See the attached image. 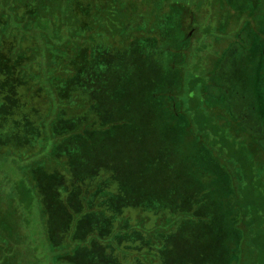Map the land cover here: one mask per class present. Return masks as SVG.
<instances>
[{
    "label": "trees",
    "instance_id": "16d2710c",
    "mask_svg": "<svg viewBox=\"0 0 264 264\" xmlns=\"http://www.w3.org/2000/svg\"><path fill=\"white\" fill-rule=\"evenodd\" d=\"M246 1L254 6L251 9L243 7L242 12L247 15L244 25L247 24V27L254 29L255 22L252 19L255 18L257 21L256 14L259 13L255 11L259 0H238V4L242 6ZM0 2L2 7L7 6L8 9L17 5L13 8V13H9L10 16H0V92L6 95L5 101L0 100V107L3 110L1 112L5 116L4 128L0 123V193L5 195L3 200L0 199V207L6 206L1 209L2 212L0 210V264H38L36 257L39 254L51 257L48 261L50 264H122L123 261H128L127 258L131 262L135 261V264H251V261L246 260L250 247L253 252L254 250L256 252V255H253L257 257L255 264H261L262 261L259 259L264 257V195L259 197L255 191L251 190L247 180L249 178L247 170H254L258 164L264 170V135H257L246 130L239 119L232 114L229 122L222 111L228 102L220 101L225 98L206 95L209 76L211 77L218 70L229 48L241 42L240 37L244 28L236 32L228 30L227 34L219 29L215 38L216 45L209 40L200 41L201 44L197 43L196 37L199 33L197 29L183 28L184 17L188 16L191 10L185 7L186 10L181 18V28L186 32L182 34V43H179L183 55L176 61L174 53V55L171 52L168 54L171 56L165 64L170 70L168 85L166 83L162 87L164 89L160 88L161 92L156 90L152 94L153 115L156 123H152L153 126L150 129L157 132L158 136L163 137V141L167 143L172 142L174 138V148L182 147L184 151L190 153L189 157L185 158L189 159V163L194 161L190 158H199L202 161L204 157V162L208 163L207 166L213 160L223 164L222 160L225 157L237 161L236 158L240 159L243 154L241 164L237 161L232 171L226 168L229 173H223L217 179L218 182H224L227 188L233 189L230 196L226 197V194L223 196L226 198L220 205L221 210L226 212L223 218L227 223L225 225L234 229L231 230L235 236L234 247L238 248L239 253L241 252V258L233 259L234 247L229 246V261L217 256L215 260L206 263L187 259L184 262L179 261L174 252L177 248L176 243L179 242L176 235L178 236L181 231L183 237L190 226L194 228L193 217L194 220L196 216L201 217V220L205 221V226H209L210 223L212 214L209 212L210 205L207 199L202 197L208 192L206 181L199 182L200 186H197L199 191L190 195V198L184 201H181L183 199L181 196L178 199L173 198L172 204L177 201L179 206L185 205L183 211H175L177 215H174L170 208L172 205L162 206V202L142 200L146 190L145 182L141 179L138 180L139 183L136 177V181H130L120 175L115 176L110 183L108 181V185L105 180H97L98 176L92 175L95 165L91 172L77 171L81 166V162L77 160L80 153L86 160L85 149L82 146L88 144V138L94 134L108 133L109 130H113L111 123L115 119L113 115L118 102L114 99L110 105L99 108V89L95 85V79H90L91 84L88 81L85 85V88H88L86 95L89 101L84 107L81 105L79 107L76 105L75 98L79 93H74V100H66L72 97V91L78 92L73 89L77 82L73 79L67 82L62 78V74H66L65 69L54 77L56 70L53 68L62 66L57 63L63 60L59 58V55L66 49V43L73 38L71 45L76 52L85 46V43L77 41L84 33L83 27L79 25L81 24L79 18L68 25L75 26L71 32L67 31L64 22L60 19L58 21L47 18L48 24L42 25L40 19L35 26V29L39 27L40 30L37 38H33L35 36H31L32 34L21 35L14 26L18 22L26 29H30L34 17L46 18L44 11L47 8V0L37 2L39 4L28 0H11L10 5L7 0ZM25 8L29 11L26 12ZM21 11L24 12L21 13ZM107 14L108 11L104 13L106 16ZM97 27L100 28L99 25ZM207 27L204 32L209 35L211 27L210 25ZM112 28L102 32L104 41L110 38L114 40L113 45L116 46L117 40L127 38V34L123 28L119 30ZM155 30L156 33H152L153 36L149 31L146 33L137 31L139 36H136L132 43L138 39H146L148 41L146 49H151L153 43L158 46V52H160L161 46L156 42L160 29ZM66 31L68 33H65ZM229 33L232 35H230L229 43L223 42L220 45ZM141 34L148 38H139ZM103 42L101 43L106 45ZM193 44L196 46L200 44L201 48L194 50ZM39 45V50H46L44 55L39 56L38 49L34 48ZM204 50L210 52L207 59L215 66L204 63ZM190 52H192L191 55H187ZM87 56L89 57V54ZM32 60L36 61L32 62ZM77 60L76 67L85 61L81 57ZM25 64L28 65L25 68L28 74L23 69ZM69 66L76 71L74 60ZM192 69L195 76L189 80L185 73ZM53 74L55 75L51 76ZM187 79L189 82L186 81ZM185 84L188 85V89L184 87ZM22 86H26L31 93L38 90L47 95L50 109L43 127L39 126L40 123H35L33 127L32 120H22L30 112L22 116L17 114L12 116L15 112L11 113L10 108H13L11 105H18V102L13 100V93ZM196 87H201L200 94L193 93L197 92ZM82 94L80 96H83ZM64 111H67L66 119ZM22 123L31 127H25V130L17 132L16 125L20 126ZM61 123L71 125L68 128L62 127ZM10 128L14 133L8 132ZM26 136L31 137L34 143L32 146L36 149L29 153L15 151L17 148L22 149V146H27L29 140L24 138ZM180 139L184 143L180 144ZM148 144L149 141H147ZM121 153L124 154V147L119 143L115 146V164ZM185 159L181 161L175 158V162L171 160V163L176 166L174 168L167 161L162 160L160 173L169 175L179 172L178 169L183 168L179 167L180 163ZM90 160L91 156L86 161ZM146 160H148L147 157ZM66 162L70 169L67 168V178L58 180V188L42 185L41 181L33 175L55 171L60 173L62 165ZM102 163H104L103 160ZM118 166L123 165L118 164ZM241 171L244 172L243 175H240ZM113 172L111 173H119L117 168ZM258 180L264 182V177ZM106 184L107 189L104 188ZM186 184L187 187L188 184L191 186L190 183ZM115 187L117 189L113 190ZM227 188L224 190L226 191ZM175 191L176 186L172 188L170 195L177 196ZM147 208L156 211V221L145 215L144 211ZM126 209L140 211L135 223H130L129 215H125ZM152 220L153 224L150 226ZM238 239L240 246L237 244ZM135 241L141 244L138 243L140 246L137 252H133L132 245H128L136 243Z\"/></svg>",
    "mask_w": 264,
    "mask_h": 264
},
{
    "label": "rangeland",
    "instance_id": "374dc122",
    "mask_svg": "<svg viewBox=\"0 0 264 264\" xmlns=\"http://www.w3.org/2000/svg\"><path fill=\"white\" fill-rule=\"evenodd\" d=\"M7 1H9L8 5H10L11 0ZM28 1H34L35 4L41 3V0ZM251 4L249 1H246L241 6L238 4V0H93V4H91V0H47V8L44 11L46 15L44 17L46 18H41L42 16L34 17L31 21L30 29H26L23 24L18 22L14 26L21 35L32 34L31 36H35L33 38H37L40 29L39 27L35 29V26H37L36 23L40 19L42 21L41 25L43 23L48 24L46 22L52 18L58 21L60 19L64 22L67 31L71 32L75 26L68 25H71V21L75 22L76 18H79L81 23L79 25L83 27L84 33H82L81 39L78 38L77 41L85 43V46L76 52L75 48L71 45V40H73L71 38L66 43V49L59 55V58L63 60L61 63H57V65L62 66H55L53 69L56 70V75L53 74L51 76L55 75L54 77H57L59 72L65 69V75L61 72L62 78L67 82L73 80L77 82L76 87L73 89H76L78 92L72 91L73 98L68 97L66 100H74V93H79L75 97L77 99L76 105L79 107L80 105L84 107L89 101L87 99L88 95H86L88 88H85V85H87L90 79H95V85L99 89V108L110 105L114 99L116 100L115 102H118L115 106L117 109L113 115L115 119L111 123L113 130H109L108 133L101 132L94 134L88 138V144H84L82 147L85 149L86 160L90 156L91 160H84L80 153L77 160L81 162V166L77 171L91 172V169L95 165L92 175H95V177L97 175V180L103 179L108 185L115 176L120 175L130 181H136L135 177L137 181L141 179L145 182L146 190V195H143L142 200L145 202H162V206L172 205L170 208H172L171 212L174 215H177L175 211H183L185 205L179 206L177 201L172 204L173 198L177 197L178 199L181 196L183 197L181 201L190 198V195L199 191L197 189V186H200L199 182L206 181V191L208 192L202 197L207 199L210 205L209 212H212L209 226H205V221L201 220V217L196 216V220H194V217L192 218L195 223L194 228L190 226V229L183 236L184 238L181 236V231L178 236L176 235L179 242L176 243L177 248L174 249V252L177 254L179 261L193 260L199 263H206L215 260L217 256L223 257L225 261H229V246H235L233 242L235 236L233 235V231H231L234 229L231 226L228 228L225 225L227 223L223 218L226 212L221 210L220 203H223L224 198L231 195L233 189L231 187L227 188L224 182H218L217 179L223 173H229L226 168L232 171L237 161L241 164L243 154L240 159L236 158L237 161L225 157L222 161L224 162L223 164L227 165L226 167L218 160L209 162L210 165L207 166L208 163L204 162V157L202 161L199 158H197L198 160L190 158L194 161H192L193 163H189V159L185 158L189 157L190 153L184 151L185 149L182 147L174 148V138L172 142L168 141L169 143H167L163 141V137L158 136L157 132L150 129L153 126L152 123H156L153 115L154 104H152V94L156 90L157 92H161L164 89L162 87L166 83L168 85L170 70L165 65L171 57L168 54L170 52L174 53L176 61L181 58L183 54L181 53L179 43H182L183 39L181 37L187 28L197 29L199 32L196 37L197 43L201 44V42L209 40L215 45V38L217 37L216 34L219 33V29L221 31L224 30L227 34L228 30L236 32L238 29L244 28L243 34L240 37L241 42L233 44L229 48L218 70L211 77L209 76V86H207L208 92L206 95L222 96L226 99L220 101L228 102V105L222 111L229 122V117L232 114L235 118L239 119L246 130L257 135H264V0H259L257 3V10L255 11L259 13L256 14L258 15L256 17L257 21L252 17V20L255 22L254 29L247 27V24L246 26L244 25L247 15L242 12L243 7L251 9L254 6V4ZM257 4L255 3V5ZM185 7L191 10L188 12V16L185 15L184 17L183 28L185 30L183 31L181 28V18L183 12L186 10ZM13 8L2 7L0 2V16H10L13 13ZM25 11L28 12L29 9L25 8ZM107 11L108 14L106 16L104 13ZM23 12L21 11V13ZM199 21L200 23L198 24ZM209 25L211 27V34L208 35L204 30ZM110 27H113L112 29L114 30L123 28L125 34H127V38L117 40L118 45L116 46L113 45L114 40L110 38L104 41L102 31L105 32ZM157 28L160 29L156 41L161 46L160 49L162 50L160 52H158V46L153 43L151 44V49H146L148 47L146 39H138L135 43H132L135 41V37L139 36L138 32L146 33L149 31L152 35V33H156L155 29ZM257 28L259 29L257 30ZM67 31L65 33H68ZM230 35V33L226 35L225 40L221 41L220 45L223 42L229 43L232 36ZM102 37L104 42L101 41ZM141 37H145V35L141 34L139 38ZM99 39L106 45L102 44ZM195 44H193L194 50L201 48L199 47L200 44L198 46ZM39 47L40 45L34 48L38 49L39 56L44 55L46 50H39ZM165 49L166 51H164ZM191 53L187 55H191ZM87 54H89V57ZM203 55L204 63L207 62L206 64L215 66L214 63L207 59L210 52L204 50ZM80 57L81 59H85V61L76 67L77 59ZM73 60L76 71L72 66H69ZM34 61L36 60H32V62ZM27 66L25 64L23 69L25 70ZM192 66L195 67L194 64ZM74 75L75 77L73 78ZM185 75L189 80L195 76L193 69L190 72L186 71ZM188 79L186 80L187 82H189ZM44 85H47V83H44ZM82 85H84V88H82ZM187 86V84L184 85L186 89H188ZM195 91L197 92H193L194 94H200L202 92L201 87H196ZM1 92L0 100L5 101L6 95L1 94ZM13 94V100L18 102V105H11L13 107L10 108L11 113L15 112L12 116H16V114L22 116L30 112L22 120L29 119L30 121L32 120L31 125L33 127H35V123H40L39 126L43 127V122L46 121L45 117L49 114L50 109L47 95L43 91L38 90L31 93L26 86L17 88ZM81 94L83 96H80ZM1 111L3 110L0 107V123L2 128H4L3 119L5 116H3V112ZM64 115L66 119L67 111H64ZM61 125L68 128L71 124L65 125V123H61ZM16 126L17 132L25 130V127H31L25 126V123ZM11 129L8 132H13V129ZM24 138L29 140L28 147L25 145L21 147L22 149L17 148L15 151L29 153L36 149L35 146H32L34 143L31 141L30 136ZM147 141H149L148 145ZM179 142L180 144L184 143L182 139ZM119 143L124 147V154H119L120 158L117 159L116 164L118 163L123 166H118V164L116 166L115 164V146ZM153 148H155V152H153ZM143 153L145 154L143 155ZM181 154H183L182 157ZM146 157L148 160H146ZM175 158L181 161L185 159L182 162L183 165L180 163L179 166L183 168H179V172L175 174L162 175L160 173V170L162 171L161 161H167L174 168L176 166L174 163H171V160L175 162ZM102 160L104 163H102ZM68 165L67 162L65 165L63 164L60 173L55 171L48 174L34 173L33 175L38 181H41L42 185L58 188V180L67 178V168L70 169ZM116 168L119 173L113 174ZM254 168L252 171L247 170V173H249L247 180L251 190L261 197L264 195V182L258 179L264 177V170L259 164ZM236 172L238 171L236 170ZM243 173L241 171L240 175H243ZM186 183H190L191 186L188 184L187 187ZM107 184L104 187L105 189H107ZM174 186H176L177 196L170 195ZM60 188L63 189V186L60 185ZM224 188H227V192ZM115 189L117 187L113 188V190ZM225 194L226 197H223ZM4 196V194L0 193V199L3 200ZM5 207L1 205L0 210ZM139 212L138 209H126L125 215H129L128 219L131 224L136 222V216ZM144 212L145 215L154 219V221L157 220L154 209L147 208ZM152 224L153 220L150 226ZM135 242L134 244H128L132 245L133 248L131 250L133 252H137L141 245L139 242ZM239 243L240 240L238 239V246H240ZM249 250V256L246 260L248 262L251 261V264H255L257 257L253 255H256V252L255 250L253 252L251 247ZM232 252L233 259L241 258V252H238L237 247H234ZM49 259L51 257L41 254L36 257L38 264H50L48 262ZM127 260L123 261L122 264H135V261L131 262L129 258ZM259 260L262 261L261 264H264V257H261Z\"/></svg>",
    "mask_w": 264,
    "mask_h": 264
}]
</instances>
